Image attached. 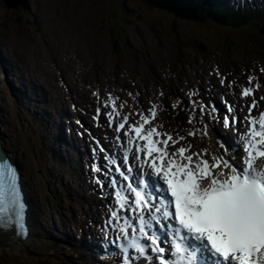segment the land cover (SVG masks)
<instances>
[{
	"label": "rangeland",
	"instance_id": "rangeland-1",
	"mask_svg": "<svg viewBox=\"0 0 264 264\" xmlns=\"http://www.w3.org/2000/svg\"><path fill=\"white\" fill-rule=\"evenodd\" d=\"M29 2L30 11L26 6L18 13V9H7L3 0H0V43L6 57L9 54L13 60L7 61L16 64L13 76L15 79L17 75L29 78L35 87L48 89L57 100L62 98V104L71 105L72 110L75 105L76 115L81 116L85 124L92 128L94 138L99 135L112 142L115 147L118 146L114 142L116 132L108 126L104 116V112L109 109L103 108V102L109 93L120 98L118 103L127 101L122 109L124 113L142 107L147 110L152 104L158 105L160 111L155 123L162 125L161 131L172 133L174 137L176 133L186 136L187 132L182 128L175 129L173 122L170 123L168 120L164 100L169 92L177 98L193 97L199 101L203 99L209 102L199 93L196 96L189 95L197 84H203L205 94L216 95L215 104L222 112L226 110L224 106L226 98L231 104H236L237 113L243 122L253 98H243L241 91L244 86H249L248 77L254 76L261 87L255 91L257 106L252 114L257 116L256 114L264 111V99H261L264 97V72L261 71L264 68L262 49L264 35L259 34L256 29L255 24L259 21L249 22L245 27L252 26L251 36L239 35L238 31L241 30H234L238 33L239 42L219 41L208 33L210 29H205L202 25L176 22L165 13L144 5H134V1L130 0H29ZM26 19L31 23H27ZM255 31L258 34H255ZM228 34L230 39L236 35L229 32ZM114 39L119 47L118 51L114 48ZM252 43H255L256 47L252 46ZM261 50V56L257 57L259 59L257 61L252 54L246 55L259 53ZM10 69L13 71V68ZM9 78L11 76L4 79L0 71V80L2 79L0 108L2 111L5 110L8 119L4 121L1 113L3 145L18 161L22 176L29 185L31 191L29 195L33 198L31 202L34 205L38 226L34 236H30L27 248L24 245L18 248H0V264H28L29 261L30 264H35L37 260L45 258L46 249L47 256H59L56 264H61L62 259L74 263L78 258L73 255L79 248H74L75 246L67 243L66 239L57 237L56 231L61 235L68 232L67 235L71 236L70 233L79 232L77 226H83V229L88 228L91 235L98 234L102 242L105 239V231L101 230V223L102 228H105L109 214L99 213L96 216V201L93 202L95 208L92 209L85 204L77 205L80 202L77 200L80 192L78 186L73 183L71 168L66 164L61 165L59 159L54 160L42 145L43 135L49 132L46 129V122L37 124V118L32 119L29 115V107L17 105L13 99L10 101L6 96H2L3 84L14 86ZM230 82H234L231 87ZM256 82L254 80L252 86ZM18 85L21 86V83ZM97 92L99 100L94 95ZM36 99L31 105L38 111L48 113L54 121L59 117L60 110H53L52 103L47 105L46 100L41 101L40 97V101ZM81 104L83 112L79 110ZM170 105L168 103L169 111ZM98 106L102 108L99 124L93 118ZM8 107L9 112L14 114V119L18 120L17 125L21 128L20 137L15 135L20 132L19 129H15L14 125L10 127L7 125L12 119L8 115ZM81 119L78 124L80 129L84 126ZM207 120L212 121L209 117ZM218 124L220 131L224 132L226 128H221L220 123ZM236 127L240 128L239 123ZM234 132L233 129L232 133ZM121 136L123 138L122 133ZM200 137L188 136L177 146L191 143L194 152L208 149L204 138ZM47 139L52 143L48 135ZM25 140L28 141V145ZM80 143L82 144V141ZM23 151L27 153L26 157L29 156L28 159L33 156L36 162L34 163L33 159L31 162L25 160L22 156ZM35 151L39 152V157H35ZM212 152L215 151L209 149V153ZM64 161H68L67 157ZM33 180L37 182L38 188L40 182L42 183L41 192L38 189L34 190ZM55 184L57 191L54 190ZM84 192L83 190L82 194ZM51 193L50 198L54 204L48 203L51 206L48 209L42 203L47 202ZM72 215L73 222L64 221ZM57 223L59 227L55 225ZM48 225L54 229L53 234L57 237H52L58 243L57 245L52 243L55 249L47 246V243L52 241L48 239L51 237L46 230ZM58 249L61 250L59 255L56 254ZM76 264H79V261Z\"/></svg>",
	"mask_w": 264,
	"mask_h": 264
},
{
	"label": "snow or ice",
	"instance_id": "snow-or-ice-1",
	"mask_svg": "<svg viewBox=\"0 0 264 264\" xmlns=\"http://www.w3.org/2000/svg\"><path fill=\"white\" fill-rule=\"evenodd\" d=\"M248 85L241 91L243 98H253L242 122L245 131L236 127L240 119L233 104L225 99L222 112L214 101L201 99L190 101L187 122L192 128L186 136L175 137L155 123L158 105L124 113L127 101L118 103L120 98L109 93L104 116L123 156L121 163L119 155L97 141L104 155H94L92 170L101 174L94 179L103 196L113 197L105 221L109 231L101 229L102 243L108 245L104 255L119 264H264V111L252 114L261 85L254 76L248 77ZM94 95L99 100V93ZM101 111L98 106L93 117L98 124ZM206 116L233 128L237 140L230 143L218 136L219 147L211 154L207 148L192 151L191 143L177 146L188 136L209 135ZM25 187L21 171L0 141V247H12L29 236L30 196Z\"/></svg>",
	"mask_w": 264,
	"mask_h": 264
},
{
	"label": "trees",
	"instance_id": "trees-1",
	"mask_svg": "<svg viewBox=\"0 0 264 264\" xmlns=\"http://www.w3.org/2000/svg\"><path fill=\"white\" fill-rule=\"evenodd\" d=\"M134 1V5H144L146 7H149L151 9H156L158 11H162L165 14L171 15L172 18L175 19L176 22L181 21L185 22L190 21L191 23L195 24H208L214 31H218L217 33H214L212 31H208L210 35H212L214 38H217L219 41L225 40L227 41L230 39V35L228 34V31H225L224 29L231 28L234 25L242 26V28H245L249 22L255 21L259 17L264 18V13H252L250 11H235L234 9H225L223 8V5H220L219 7H216L215 5L218 4L217 2H214L213 0H130ZM26 3V4H25ZM24 6H27V2L24 1ZM113 45L116 51L119 50L118 45L116 44V40H113ZM20 96H23V94L17 92ZM28 104L29 101H28ZM170 105V111L168 110V104L164 106L165 111L167 112L169 122L173 121L177 127L182 128L184 131H188L192 128V125L188 124V115L189 111L186 106H180L177 110V112L172 111ZM198 118V117H197ZM16 124L18 123V120L16 121ZM48 129H50L52 126H55L54 120L50 117H47ZM18 126V125H17ZM197 127H201V125H197ZM26 132V130L24 131ZM195 137H200L199 134H197ZM201 138V137H200ZM58 154V153H57ZM80 161H77L74 164L81 163V169L79 166H75V175L79 177L81 180L86 181L87 180V173L84 168V158L82 154H78ZM78 167V168H77ZM43 188H40V192ZM91 193H88L86 196L79 194V201L82 202L85 200V202L90 201ZM83 197V199L80 198ZM51 196H48L47 202L45 203L43 201V205L47 207L48 209L51 207L48 203L54 204V201H51ZM44 198V197H43ZM87 200V201H86ZM49 201V202H48ZM83 246H81L79 253L82 251L84 245L87 252L91 254V261L94 263V259H96V252H94L91 247L89 248L87 246V241L83 240L81 242ZM48 252V250H47ZM59 253H57L58 255ZM48 258L50 256H47ZM40 261H36L35 264H38ZM69 264H72V262H68ZM65 264V263H64ZM92 264V263H91ZM94 264H100L95 262Z\"/></svg>",
	"mask_w": 264,
	"mask_h": 264
},
{
	"label": "bare ground",
	"instance_id": "bare-ground-1",
	"mask_svg": "<svg viewBox=\"0 0 264 264\" xmlns=\"http://www.w3.org/2000/svg\"><path fill=\"white\" fill-rule=\"evenodd\" d=\"M213 1L214 2H218V4L215 5L216 7H219L220 5H223V8H225V9H234L235 11H250L252 13H257V12L264 13V0H213ZM257 21H259V23ZM186 22L189 23L190 25L201 26L200 24L191 23L189 20L186 21ZM255 22H257L255 25H256V29L258 30V33L261 34V35H264V18L263 17H259V18H257L255 20ZM202 26L205 29H210L214 33L218 32V31H213V29L211 27H209V25H207V27H205L206 24H203ZM251 28H252V26L251 27H247V28H242V26H239V25H234L233 27L228 28V30H233V31H228L229 33L236 34L235 35L236 37L233 36L231 39H228V40L239 42L240 38L238 37V33H239V35L240 34H244V35L249 34L251 36V33H252ZM234 30H241V31H238V33H237V31H234ZM254 33L258 34L256 31ZM250 36H249V38H250ZM252 46L256 47V44L252 43ZM262 49L264 50V46H263ZM261 53H262V50L259 53H249V54L247 53L246 55L248 56V55L252 54V57L255 58L256 61H257V60H259L257 57H260ZM199 84H200V82H199ZM23 85H27V84L24 83ZM197 88L202 91V96L206 97L209 100V102H213V101L215 102V97H216L215 94H207V93L205 94L204 90L201 88L200 85H198ZM219 92L224 94V92H222V91H219ZM70 96H71V94H70ZM236 112H237V110H236ZM256 115L258 116L259 114H256ZM8 126L10 127L9 124H8ZM239 126H240V130L241 131H245L244 127H243V123L241 122V120H240ZM232 130H233V128H226L225 131H224V134L229 138V142L230 143L236 141L237 137H238L237 133L235 135L236 131L233 134ZM229 132H231V133H229ZM12 157H13V160H14V156L13 155H12ZM130 158H132V157H130ZM72 171H75V170H72ZM22 180H23V184L26 186L24 190L28 194L31 195V191L29 190L30 188H29V185L27 184V181L25 180L24 177H23ZM31 198L32 197L30 196V200H29L30 207H29L28 214H27L28 225H29V228H30L31 232H30L29 236L25 239V241L22 240L20 244L12 246L13 248H18L20 245L26 246L27 242L29 241L30 236H34V233L37 231L38 222H37V220L35 218L34 205L31 202L33 198L32 199ZM80 198L83 199V197H81V196H80ZM29 218H30V224L31 225L29 224ZM33 229H34V231H33ZM46 230H47V233H49L51 236L56 237L53 234L54 229L52 227H48L47 226ZM56 235L59 236L61 234H60V232L56 231ZM5 247H7V246H5ZM0 248H4V247H0ZM9 248H11V247H9ZM46 258H47V256H45V258H43L38 264H43V260L46 259ZM28 263H30V261Z\"/></svg>",
	"mask_w": 264,
	"mask_h": 264
},
{
	"label": "water",
	"instance_id": "water-1",
	"mask_svg": "<svg viewBox=\"0 0 264 264\" xmlns=\"http://www.w3.org/2000/svg\"><path fill=\"white\" fill-rule=\"evenodd\" d=\"M3 2L8 9H15L22 5L23 0H3ZM0 141H1V135H0Z\"/></svg>",
	"mask_w": 264,
	"mask_h": 264
}]
</instances>
